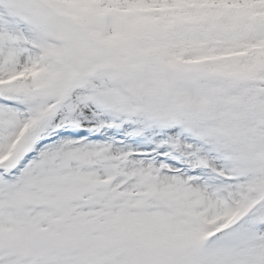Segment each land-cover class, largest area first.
Segmentation results:
<instances>
[{
  "label": "snow or ice",
  "instance_id": "6c2138e0",
  "mask_svg": "<svg viewBox=\"0 0 264 264\" xmlns=\"http://www.w3.org/2000/svg\"><path fill=\"white\" fill-rule=\"evenodd\" d=\"M0 264H264V0H0Z\"/></svg>",
  "mask_w": 264,
  "mask_h": 264
}]
</instances>
